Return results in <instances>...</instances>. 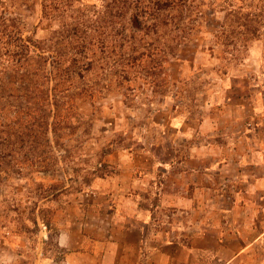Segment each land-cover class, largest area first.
Instances as JSON below:
<instances>
[{"label":"rangeland","instance_id":"374dc122","mask_svg":"<svg viewBox=\"0 0 264 264\" xmlns=\"http://www.w3.org/2000/svg\"><path fill=\"white\" fill-rule=\"evenodd\" d=\"M135 4L48 0L43 17L42 0H0V264H63L60 221L128 159L161 178L172 118L183 159L203 141L185 133L237 110L264 132V0H193L141 29Z\"/></svg>","mask_w":264,"mask_h":264},{"label":"crops","instance_id":"0c3cea01","mask_svg":"<svg viewBox=\"0 0 264 264\" xmlns=\"http://www.w3.org/2000/svg\"><path fill=\"white\" fill-rule=\"evenodd\" d=\"M236 113L221 131L210 122L209 130L185 133L203 141L186 147L184 159L173 146L181 133L172 118L176 134L163 148L170 157L158 163L161 178L145 158L142 165L128 159L120 167L130 178L101 180L90 206L60 221L63 264H253L264 248V132L245 130Z\"/></svg>","mask_w":264,"mask_h":264},{"label":"trees","instance_id":"16d2710c","mask_svg":"<svg viewBox=\"0 0 264 264\" xmlns=\"http://www.w3.org/2000/svg\"><path fill=\"white\" fill-rule=\"evenodd\" d=\"M47 1L48 0H42L43 17H46L47 14ZM241 1L245 2V0ZM191 2L193 3V0H147L146 3L140 0H135L136 4L133 6L135 13L130 19L131 25L134 29H141V27L144 28L146 22L152 19L156 21H158V19H162L164 17V13L167 11L174 10L175 8H185L186 10L188 7L192 6ZM251 6L252 3L249 4L248 7ZM262 12L264 15V7ZM162 23L166 25V21ZM251 34L254 35L253 32Z\"/></svg>","mask_w":264,"mask_h":264}]
</instances>
